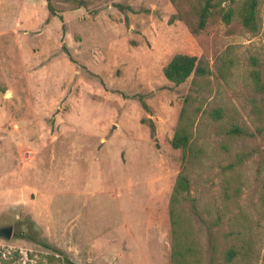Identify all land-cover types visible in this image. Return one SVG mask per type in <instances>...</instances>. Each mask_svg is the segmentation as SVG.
Here are the masks:
<instances>
[{"label": "rangeland", "instance_id": "374dc122", "mask_svg": "<svg viewBox=\"0 0 264 264\" xmlns=\"http://www.w3.org/2000/svg\"><path fill=\"white\" fill-rule=\"evenodd\" d=\"M199 1L0 0V264H168L181 112L204 264H221L234 223L250 253L232 264H264V93L250 76L264 78V0L255 34L216 11L193 33ZM176 54L207 73L168 82Z\"/></svg>", "mask_w": 264, "mask_h": 264}, {"label": "trees", "instance_id": "16d2710c", "mask_svg": "<svg viewBox=\"0 0 264 264\" xmlns=\"http://www.w3.org/2000/svg\"><path fill=\"white\" fill-rule=\"evenodd\" d=\"M175 1L170 0L172 3ZM226 1L229 4L224 5ZM257 6L258 0H240L237 2H234V0H201L198 2L197 22L192 32L196 33L202 30L212 12L216 11L218 18L224 25H228L232 20H235L245 32L255 34L258 29ZM47 7L50 8L49 5ZM227 65L225 61L218 64L219 77L223 78V69ZM206 73L207 69L199 60L193 56L183 54L173 55L162 69L163 77L173 85L182 84L190 75L193 76L194 81V79L201 78ZM250 76L255 89L260 93H264V78L260 77L257 71H251ZM208 117L213 121L220 120L222 112L219 108H213L208 112ZM229 133L238 134L239 131L236 128H231ZM255 134L264 139V115L255 128ZM190 138V123L184 120L183 112H181L170 146L181 151L185 165L175 176L168 200L167 216L170 235L168 264H204L206 259V250L201 244L198 230L193 225L194 220L192 221V217L186 213V206L192 210L194 208V201L189 196L187 166L195 162L197 150L192 149ZM237 193L238 188L234 187L232 189L234 200L237 198ZM230 197L232 198V196ZM234 227H238V229ZM229 229V231L222 234L224 240L230 241V243L219 253L221 264H232L238 258L243 260L250 253V239L246 233L249 228L244 226L243 223H234L229 226ZM208 236L213 242L214 235L209 233ZM209 248L214 253L213 243L210 244ZM208 264H213L211 256L208 258Z\"/></svg>", "mask_w": 264, "mask_h": 264}, {"label": "water", "instance_id": "95a60500", "mask_svg": "<svg viewBox=\"0 0 264 264\" xmlns=\"http://www.w3.org/2000/svg\"><path fill=\"white\" fill-rule=\"evenodd\" d=\"M5 96L8 97L9 94L6 93ZM0 237L3 238L4 240H9L11 237V227L7 226L0 228Z\"/></svg>", "mask_w": 264, "mask_h": 264}]
</instances>
